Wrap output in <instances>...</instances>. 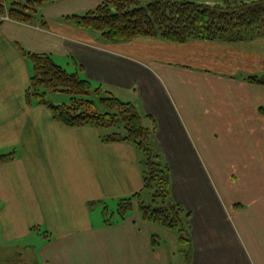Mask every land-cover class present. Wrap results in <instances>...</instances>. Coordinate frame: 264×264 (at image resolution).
<instances>
[{
	"label": "crops",
	"instance_id": "crops-1",
	"mask_svg": "<svg viewBox=\"0 0 264 264\" xmlns=\"http://www.w3.org/2000/svg\"><path fill=\"white\" fill-rule=\"evenodd\" d=\"M102 2L60 0L30 22L0 23V154L15 152L0 164L2 242L31 241L36 264H264V86L247 81L264 77V30L233 43L108 42L69 17ZM21 48L133 103L147 126L156 120L173 197L191 213V257L176 258L175 239L138 206L119 218L120 201L143 190L140 150L28 105ZM107 207L117 215L108 223Z\"/></svg>",
	"mask_w": 264,
	"mask_h": 264
},
{
	"label": "trees",
	"instance_id": "trees-1",
	"mask_svg": "<svg viewBox=\"0 0 264 264\" xmlns=\"http://www.w3.org/2000/svg\"><path fill=\"white\" fill-rule=\"evenodd\" d=\"M57 1L60 0H0V23L3 17L30 22L40 16V9ZM142 1L103 0L94 9L69 17L79 28L96 31L108 42L146 37L174 43L193 39L233 43L264 30V0H220L215 4L194 0H149L145 6L141 5ZM35 13L38 16H34ZM21 53L31 64L30 87L26 91L28 105H45L56 120L67 126L96 127L102 130L105 142H130L140 150L144 172L142 192L148 191L152 201L160 205L145 204L142 192H138L120 201L119 218L124 220L138 206L145 221L177 236L180 250L186 244L192 249L191 213L173 197L170 165L154 142L158 130L156 120L151 118L152 124L145 125L133 103L120 100L79 73L68 72L48 53L22 48ZM247 81L264 86V77L251 75ZM50 92L64 93L70 99L53 104L48 100ZM260 111L264 115V107ZM14 153L0 154V164L12 159ZM167 202L171 203L167 205ZM105 214L108 215L107 210ZM106 221L111 219L108 217ZM158 242L159 237L153 234V246ZM187 253L188 250L185 257Z\"/></svg>",
	"mask_w": 264,
	"mask_h": 264
},
{
	"label": "rangeland",
	"instance_id": "rangeland-1",
	"mask_svg": "<svg viewBox=\"0 0 264 264\" xmlns=\"http://www.w3.org/2000/svg\"><path fill=\"white\" fill-rule=\"evenodd\" d=\"M149 0H143L141 5H147ZM37 14L35 13L34 16H36ZM40 15V14H39ZM38 16V15H37ZM39 17V16H38ZM36 18V17H35ZM70 99V96L64 94V93H59V92H50L48 94V100L53 103V104H59V103H65L68 102ZM98 101V99H96ZM126 101V100H124ZM145 120V119H144ZM144 124L146 125L145 121ZM104 132H107L106 130H104ZM153 143V141H152ZM145 167V166H144ZM143 168V167H142ZM142 200L145 202V204H151L152 206H159L160 203H155L153 202V198L151 196V194H149L148 191H143L142 192ZM171 202H167V205H169ZM108 208V207H107ZM113 208H108V215L107 217H109L112 220H116L115 218L117 217L116 214H112L113 211H111ZM169 237H173L175 240V246H176V250H177V256L176 258L181 257L182 254H184L187 250L188 253L186 254V257L190 256L192 254V249L186 244L183 245L181 248V250L179 249V244H177V238L175 236V234L171 235V232H169L167 230V233L164 234H160L162 236H168ZM165 239L168 240L169 246H172V240L171 238H166ZM178 245V246H177ZM37 256H38V252L36 249V246L33 245L31 243V241H26L23 244H4L0 238V264H34L37 263ZM23 259V261H22ZM181 262V261H180ZM179 262H176V264H178Z\"/></svg>",
	"mask_w": 264,
	"mask_h": 264
}]
</instances>
